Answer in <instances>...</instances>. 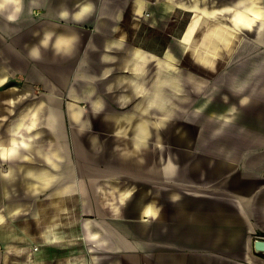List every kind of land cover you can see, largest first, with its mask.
I'll use <instances>...</instances> for the list:
<instances>
[{
  "label": "crops",
  "instance_id": "obj_1",
  "mask_svg": "<svg viewBox=\"0 0 264 264\" xmlns=\"http://www.w3.org/2000/svg\"><path fill=\"white\" fill-rule=\"evenodd\" d=\"M137 1L0 0L10 21L25 3L50 20L0 69V229L18 223L16 264H43L66 230L87 244L58 264H264V5L248 25L232 16L243 0ZM175 11L200 21L154 20ZM126 14L176 37L132 46L115 36ZM238 35L251 41L227 53Z\"/></svg>",
  "mask_w": 264,
  "mask_h": 264
},
{
  "label": "rangeland",
  "instance_id": "obj_2",
  "mask_svg": "<svg viewBox=\"0 0 264 264\" xmlns=\"http://www.w3.org/2000/svg\"><path fill=\"white\" fill-rule=\"evenodd\" d=\"M24 2H30V0H23ZM232 0H215V4L220 3H228ZM249 1V0H245ZM257 2L259 0H256ZM262 4L264 5V0H260ZM25 3L23 7V12L17 14V18L15 21H10L8 18H5L3 13H0V69H2V60L7 59L9 57L10 62V69H12V64H14L16 61V55H24L27 53L31 48L38 45L41 38H45L46 32L44 31V22L50 21L48 19H45L43 14H40L38 11H35L33 8H31L29 11H27L29 8L27 4ZM10 12L9 7H6L4 12ZM1 12V11H0ZM236 14H233L232 16L235 17ZM193 16H195L199 20V14H178L176 11L173 13H170L167 15V17H162L161 14H154V20L155 21H168V22H188L190 21ZM231 18V17H230ZM225 17H223L221 20L225 21ZM197 20V21H198ZM200 21V20H199ZM204 21V20H202ZM258 21V20H257ZM134 22V23H131ZM123 25L121 27V30L116 32L115 36H119L122 39L127 40V43L131 44L132 46H142L144 47L147 43L151 45L153 44L155 50L161 51L163 50V46H165L166 42L169 41L170 37H173V39L176 37L174 34L177 32L176 30H166V31H151L146 28H139L136 26V21L133 20V15L126 14L124 15ZM205 24L199 29L198 34L196 35V38L199 39L202 36V33L206 31L207 27L212 24L211 22H204ZM97 29L90 26L88 29L81 31L83 34L81 38L87 39V38H94L98 36ZM169 35V36H168ZM114 36V35H113ZM246 36L252 37L253 34L249 33ZM52 38V35L50 36ZM54 37V35H53ZM239 41V42H238ZM243 41L250 42L251 39L244 38L242 35L235 36V42L231 45L230 49L227 50V53L232 52L233 54L237 52V50L241 49V46L239 43ZM195 42V41H194ZM198 42V41H197ZM172 44L170 48L171 52L178 53V43L175 40H172L170 43ZM254 44L252 50V54H261L264 53V44L257 45ZM188 47V46H187ZM203 47V46H200ZM199 47V48H200ZM208 47V46H207ZM209 48V47H208ZM189 49V47H188ZM224 49L220 50L219 52L223 51ZM188 51V50H187ZM82 52V51H81ZM192 51L187 52V54H191L194 56V59H196V55ZM197 60V59H196ZM198 61V60H197ZM17 63V62H16ZM188 63V61H187ZM202 63V62H201ZM207 65V64H204ZM191 68V66L189 67ZM5 223V219L2 215V212L0 210V225ZM50 223H44L43 224V234L45 233L47 227ZM8 225L10 228H7ZM18 223L11 222L9 224H5V228L2 230L0 229V250H2V244L4 246L10 244L9 250L13 255H11V258L9 259L12 264H16L17 262H20L22 259L19 258V246H24L25 242L24 239H19L17 237H12V231L13 229H17ZM70 225V224H69ZM69 225L66 226L69 227ZM70 235V236H66ZM43 243L45 241V237L43 235ZM55 250L52 253H48L47 259H44L43 264H58L60 262H68L70 259L69 255H66V247L68 246H74L83 243V245L87 244L85 243L84 239L82 237L77 238V236L72 237V233L68 232L66 230L65 234H62L60 238L53 239L52 240ZM38 249V248H37ZM76 252V249L74 250ZM71 258H76L78 255L73 254L70 255ZM26 259H28V255H26ZM0 261L1 254H0Z\"/></svg>",
  "mask_w": 264,
  "mask_h": 264
},
{
  "label": "bare ground",
  "instance_id": "obj_3",
  "mask_svg": "<svg viewBox=\"0 0 264 264\" xmlns=\"http://www.w3.org/2000/svg\"><path fill=\"white\" fill-rule=\"evenodd\" d=\"M243 3L242 12H238L237 15V19L239 21H241V19H244L245 21H248V25H251L252 23H254V21L256 22L257 20H260L262 18V11L261 8L259 7V5L257 4L256 0H249V1H245L243 0L241 2V4ZM137 11H139V13L142 10V5L143 3L139 0L137 1ZM246 4V5H245ZM222 33V32H221ZM224 33V32H223ZM225 35V34H224ZM225 37V36H224ZM223 38V37H222ZM212 39V38H211ZM210 45V44H209ZM208 46V45H207ZM199 50H203V53H210L211 51H209V48H202V47H196L195 51H199ZM138 51V50H137ZM137 53V52H136ZM144 55V54H142ZM211 55V54H210ZM139 56V55H138ZM143 57V56H142ZM213 59V58H212ZM158 62V61H157ZM163 62V61H162ZM212 62V61H211ZM161 64V63H159ZM168 65V64H167ZM171 66V65H170ZM145 127V126H144ZM146 129V127H145Z\"/></svg>",
  "mask_w": 264,
  "mask_h": 264
},
{
  "label": "water",
  "instance_id": "obj_4",
  "mask_svg": "<svg viewBox=\"0 0 264 264\" xmlns=\"http://www.w3.org/2000/svg\"><path fill=\"white\" fill-rule=\"evenodd\" d=\"M252 247L256 253L264 254V239H255Z\"/></svg>",
  "mask_w": 264,
  "mask_h": 264
},
{
  "label": "built area",
  "instance_id": "obj_5",
  "mask_svg": "<svg viewBox=\"0 0 264 264\" xmlns=\"http://www.w3.org/2000/svg\"><path fill=\"white\" fill-rule=\"evenodd\" d=\"M33 250H34V251H37L38 249H37V247H36V248H34Z\"/></svg>",
  "mask_w": 264,
  "mask_h": 264
}]
</instances>
